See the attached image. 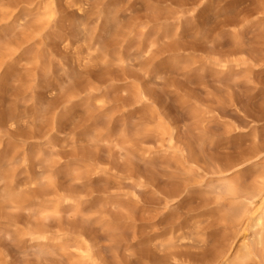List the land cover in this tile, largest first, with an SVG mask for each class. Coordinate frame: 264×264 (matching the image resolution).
Listing matches in <instances>:
<instances>
[{"label": "rangeland", "instance_id": "1", "mask_svg": "<svg viewBox=\"0 0 264 264\" xmlns=\"http://www.w3.org/2000/svg\"><path fill=\"white\" fill-rule=\"evenodd\" d=\"M263 165L264 0H0V264H230Z\"/></svg>", "mask_w": 264, "mask_h": 264}, {"label": "bare ground", "instance_id": "2", "mask_svg": "<svg viewBox=\"0 0 264 264\" xmlns=\"http://www.w3.org/2000/svg\"><path fill=\"white\" fill-rule=\"evenodd\" d=\"M242 170L236 166L219 171L222 181L218 186V200L225 206L224 219L234 224L246 223L264 231V165L246 182ZM231 245L224 250L222 257L230 258ZM261 258L264 261V235L261 233L254 242L242 243L230 261V264H247L248 261Z\"/></svg>", "mask_w": 264, "mask_h": 264}]
</instances>
